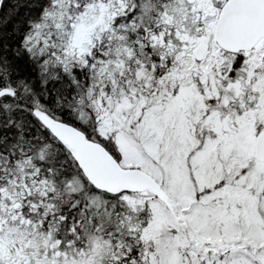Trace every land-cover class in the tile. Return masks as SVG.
<instances>
[{
    "label": "snow or ice",
    "instance_id": "snow-or-ice-1",
    "mask_svg": "<svg viewBox=\"0 0 264 264\" xmlns=\"http://www.w3.org/2000/svg\"><path fill=\"white\" fill-rule=\"evenodd\" d=\"M0 264H264V0H0Z\"/></svg>",
    "mask_w": 264,
    "mask_h": 264
}]
</instances>
